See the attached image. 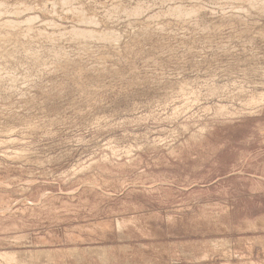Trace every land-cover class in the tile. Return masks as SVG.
Returning a JSON list of instances; mask_svg holds the SVG:
<instances>
[{
	"label": "rangeland",
	"instance_id": "obj_1",
	"mask_svg": "<svg viewBox=\"0 0 264 264\" xmlns=\"http://www.w3.org/2000/svg\"><path fill=\"white\" fill-rule=\"evenodd\" d=\"M0 264H264V0H0Z\"/></svg>",
	"mask_w": 264,
	"mask_h": 264
},
{
	"label": "bare ground",
	"instance_id": "obj_2",
	"mask_svg": "<svg viewBox=\"0 0 264 264\" xmlns=\"http://www.w3.org/2000/svg\"><path fill=\"white\" fill-rule=\"evenodd\" d=\"M232 17H233V16H232ZM85 19H86V18H85ZM85 22H86V21H85ZM103 37H104V36H103ZM133 221H134V220H133ZM133 221H132V222H133ZM133 224H135V223H133ZM131 225H132V224H131ZM9 255H10V254H9ZM7 256H8V255H7ZM7 256H6V258H8ZM12 256H13V255H12ZM13 257H15V254H14V256H13ZM16 257H17V256H16ZM7 260H8V259H7ZM11 260H12V262L16 261V260H15V259H13L12 257H11ZM17 262H18V261H17Z\"/></svg>",
	"mask_w": 264,
	"mask_h": 264
}]
</instances>
